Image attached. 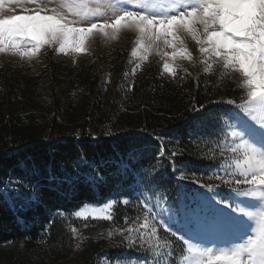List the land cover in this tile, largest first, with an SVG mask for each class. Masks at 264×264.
<instances>
[{
	"label": "trees",
	"instance_id": "obj_1",
	"mask_svg": "<svg viewBox=\"0 0 264 264\" xmlns=\"http://www.w3.org/2000/svg\"><path fill=\"white\" fill-rule=\"evenodd\" d=\"M113 53L102 65L115 75L125 52L119 60L120 50ZM177 73L176 78L167 77L159 66L149 64L132 72L124 86L112 89L91 66L70 65L50 53L37 74L10 64L0 67V190L8 186L7 198L0 192V264L141 258L104 239L78 242L72 216L86 204L129 198L130 205H117L111 223L124 222L138 194L148 195L140 185L129 196L135 177L122 175L118 166L130 157L146 179L163 175L155 194L160 199L175 198L181 173L187 177L181 183L196 187L191 184L194 178L204 183L217 168L213 142L223 140L221 128L227 132L229 113L235 111L225 101L239 102L242 93L229 77ZM42 83L50 89L45 99L39 94ZM89 176L103 179L93 185ZM32 191L37 199L28 203L25 197Z\"/></svg>",
	"mask_w": 264,
	"mask_h": 264
},
{
	"label": "snow or ice",
	"instance_id": "obj_2",
	"mask_svg": "<svg viewBox=\"0 0 264 264\" xmlns=\"http://www.w3.org/2000/svg\"><path fill=\"white\" fill-rule=\"evenodd\" d=\"M7 2L20 6L22 13L7 14L5 0H0V54L31 61L43 49L52 48L57 55L75 58L88 52V42L96 34L115 40L121 32H132L136 39L130 57L140 62L134 64L133 74L155 49L163 60L162 73L176 78L175 61L194 60L185 44L187 36L195 42L205 72L217 67L225 77L238 76L239 102L225 101L235 111L229 113L228 131L221 128L223 140L218 137L213 142L219 157L230 161L211 174L218 183L194 178L191 184L199 187H192L181 183L187 178L181 173L175 198L161 195L162 203L153 204L148 197L155 196L164 177L146 179L131 165L134 157H130L118 171L135 177L129 196L140 185L148 193L138 194L142 222L125 216V227L108 235L118 232L129 247L150 253L144 264H176L177 252L183 255L182 264H264V0ZM87 179L95 185L103 177ZM221 187L229 189L227 195ZM7 191L8 186L0 190L6 198ZM13 191L20 195L18 187L13 186ZM25 199L35 201V191ZM131 203L129 198H110L103 206L86 204L74 215L114 224L117 205ZM50 226L51 221L45 231ZM76 231L72 229L73 238Z\"/></svg>",
	"mask_w": 264,
	"mask_h": 264
},
{
	"label": "rangeland",
	"instance_id": "obj_3",
	"mask_svg": "<svg viewBox=\"0 0 264 264\" xmlns=\"http://www.w3.org/2000/svg\"><path fill=\"white\" fill-rule=\"evenodd\" d=\"M58 2L59 0H57V3ZM10 8L11 11H9ZM5 11L7 12V14H13V13L21 14L22 8L20 6H10L7 0H5ZM135 39H136V35L135 33L132 32H121L118 35V38L115 40H111L100 34H96L92 38H90V41L88 42V52L76 55L75 58H73L72 55H67V56L57 55L52 48H45L42 50L41 54L37 58L32 59L31 61L27 59L22 60L19 57L10 54H0V67L6 64H10L11 66L17 68L20 71H26L30 74H37L41 71L42 67L44 66V58L48 53H50L53 58L62 59L64 62L70 65H74L78 67L91 66L96 72H98L101 78L105 77V81L108 83L107 85L112 86V89L119 87L121 88L122 86H124V84L127 83L129 77L131 76L132 68L134 67V64L140 63L139 61H136L135 58L130 57V51L135 46ZM184 40L186 46L192 52L194 60L192 62H189L187 60L175 61L174 67H176V71L185 72L184 69H187L186 73L198 74L200 72H204V73H211L217 76L218 78L224 77L222 71L217 67H213L212 69H209L207 72H205L204 71L205 65L200 63L202 58L197 50V46L195 42H193L191 38L187 36L184 37ZM115 50H120V54H118V59L116 60H119V56L121 55V52H125V56L120 66L121 71L116 73L115 75H112L111 72L107 71V69H110L109 68L110 66H108L107 64L102 65V63L108 62L112 57L114 58L113 52ZM160 50L161 51L164 50L163 45L160 46ZM167 50L171 51V49H167ZM169 62L172 63V61ZM162 63H163L162 58L156 54V50L154 49L152 54L149 56V59L141 63V67L151 64V65L159 66L161 70ZM164 75L167 77H171L167 74ZM229 78L237 80L238 76H229ZM49 90H50L49 85L46 83H42L39 89L40 98L45 99ZM217 152H218L217 168L221 164L226 165L230 163V161H226L223 158L219 157V149ZM216 169L211 171L209 175L206 177L204 181L205 184L211 183L213 185H216L218 183V181L215 180L214 176L211 175ZM196 187H199V185H197ZM220 191L223 195H227L229 189L221 187ZM148 198L152 201L153 204L162 203L161 199L157 196H149ZM103 204L100 205L87 204V205L103 206ZM140 208L141 206L138 203L132 205L129 210L130 212H128V217L131 219H136L139 217L142 222L143 213L140 210ZM72 217L78 225L77 227H74L77 230L75 234V239L78 242L86 238H92L95 240L104 239L109 246L112 245L125 246L127 250L129 249L133 250L135 253L140 255L139 257H141L139 259L131 258L125 261H118L115 259L111 263L107 262L106 260H103V258L100 257L97 264H144V261L149 258L150 253L141 250L139 247L136 248L129 247L127 243L123 241V237L118 232H114L113 235L111 236L108 235V232L113 229H119L125 227L124 222L121 225H113L109 221L92 220L90 218L87 221H85L83 218H76L74 214ZM173 259H175L176 264H182L183 255L177 252V254H175Z\"/></svg>",
	"mask_w": 264,
	"mask_h": 264
}]
</instances>
